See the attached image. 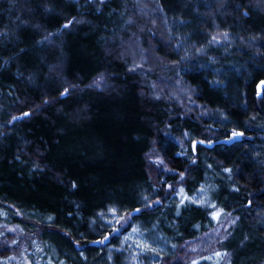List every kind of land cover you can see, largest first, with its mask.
<instances>
[{
    "label": "trees",
    "instance_id": "16d2710c",
    "mask_svg": "<svg viewBox=\"0 0 264 264\" xmlns=\"http://www.w3.org/2000/svg\"><path fill=\"white\" fill-rule=\"evenodd\" d=\"M112 206L162 233L156 264L229 213L221 261L264 264V0H0V222L99 264Z\"/></svg>",
    "mask_w": 264,
    "mask_h": 264
},
{
    "label": "rangeland",
    "instance_id": "374dc122",
    "mask_svg": "<svg viewBox=\"0 0 264 264\" xmlns=\"http://www.w3.org/2000/svg\"><path fill=\"white\" fill-rule=\"evenodd\" d=\"M187 36V34L185 37L183 36V43H187ZM220 37L222 38L220 42L224 44L223 39H226L225 35L223 34ZM185 45L188 47L187 53H189V50H194L195 44L189 43ZM241 136L240 131L233 133V138ZM152 159L158 165H162L159 156H154ZM153 203L151 204L153 205ZM144 204H148V200ZM133 215L132 211H123L114 206L98 215L99 225L103 230H108L107 233L111 235L109 238L102 237L104 241V245L102 246L105 248L103 251H99V253L103 254L98 258L99 264H156L160 261V255H167L173 252V249L168 245L162 233L158 232L155 227L146 221L144 222L141 218H133ZM235 222L236 217L228 214L215 227L194 239L185 241L180 246L179 251L180 255L185 257L183 261L186 262L190 259V264H199L198 262L227 264L228 262L225 259L221 261V256L217 254V250L220 247V239H223L231 232V228ZM21 230L16 224L0 222V246L7 247L11 256L7 263L5 260H0V264H51L53 260L57 262L58 250L53 242H48L49 255L45 251L34 254L33 251L27 250V242L23 239L25 233ZM114 235L118 239L115 243H111V238ZM117 252L120 254L119 263L114 259V255ZM79 254L82 257L85 256L83 252ZM30 255H34L32 259H30ZM202 255L210 256H203L204 258H201V260L199 257ZM40 257H42L41 261Z\"/></svg>",
    "mask_w": 264,
    "mask_h": 264
},
{
    "label": "bare ground",
    "instance_id": "6f19581e",
    "mask_svg": "<svg viewBox=\"0 0 264 264\" xmlns=\"http://www.w3.org/2000/svg\"><path fill=\"white\" fill-rule=\"evenodd\" d=\"M260 84H261V83H260ZM212 144H213V142L210 143V145H212ZM156 202L159 203V200H157ZM149 207H152V204H150ZM136 211L139 212L140 209L135 208L134 210H132V212L135 213V214H136ZM19 214H20V213H19ZM229 214H231V213H229ZM231 215H233V214H231ZM233 216H235V215H233ZM235 217H236V216H235ZM229 235H230V233L227 234L226 237H224L223 239H220V243L224 242L225 239L229 238V237H230ZM103 236H104V238H109L111 235L108 234L107 231H106V232H104V234L101 235V237H99L98 239H95L94 242H95L96 244L104 245V244H103L104 241H103V238H102ZM117 239H118V238H117ZM101 240H102V241H101ZM105 240H106V239H105ZM220 243H219V244H220ZM4 248H7V247H4ZM4 252L6 253L7 251H4ZM4 255H5V254H4ZM204 256H205V257H208V256H210V255H204ZM59 257H60V256L58 255V258H59ZM3 260H6V257H3Z\"/></svg>",
    "mask_w": 264,
    "mask_h": 264
},
{
    "label": "water",
    "instance_id": "95a60500",
    "mask_svg": "<svg viewBox=\"0 0 264 264\" xmlns=\"http://www.w3.org/2000/svg\"><path fill=\"white\" fill-rule=\"evenodd\" d=\"M262 84V83H261ZM261 84L259 86H261Z\"/></svg>",
    "mask_w": 264,
    "mask_h": 264
}]
</instances>
